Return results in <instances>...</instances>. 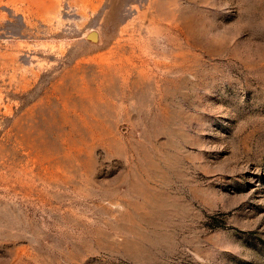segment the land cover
I'll use <instances>...</instances> for the list:
<instances>
[{
	"label": "rangeland",
	"instance_id": "rangeland-1",
	"mask_svg": "<svg viewBox=\"0 0 264 264\" xmlns=\"http://www.w3.org/2000/svg\"><path fill=\"white\" fill-rule=\"evenodd\" d=\"M0 264H264V0H0Z\"/></svg>",
	"mask_w": 264,
	"mask_h": 264
}]
</instances>
